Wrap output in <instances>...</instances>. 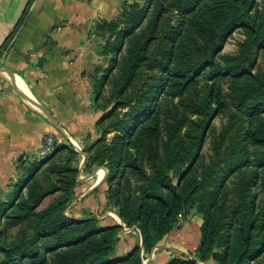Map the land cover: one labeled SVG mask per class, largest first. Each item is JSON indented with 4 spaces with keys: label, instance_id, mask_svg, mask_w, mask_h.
Instances as JSON below:
<instances>
[{
    "label": "rangeland",
    "instance_id": "374dc122",
    "mask_svg": "<svg viewBox=\"0 0 264 264\" xmlns=\"http://www.w3.org/2000/svg\"><path fill=\"white\" fill-rule=\"evenodd\" d=\"M36 1L20 0L21 7L17 21L14 24H12L13 22L9 23L10 20L0 23V60L9 61L10 53L16 52L15 45L20 42V31ZM158 1L155 3L156 0H126L120 5L113 18L99 19L92 25L88 37L92 40L96 64L89 75L93 93L92 107L98 115L93 127L94 137L92 139L88 136L84 137L80 144L81 147L77 144L86 157L83 158L81 152L71 142H66L67 138L59 131L58 134H48L44 137L53 138V147L48 156L53 155L56 147L61 145L68 146L76 153L73 158H70L72 156L65 152L62 159L55 162L65 165L66 168L76 169L77 184L74 187V194L71 196L73 200L65 202L60 209V207H56L57 204L70 196L65 192L51 194L45 198L35 214L24 224L10 229L6 228V222L12 212L8 208L2 210L0 207V264L7 261L5 252L7 249H11V255H15V259L18 258V262H22L23 255L37 247L39 237L50 232L51 225L53 224L54 227L63 217L72 220L96 218L101 229L118 225L115 219L107 216L108 213L119 215L115 204L117 187L116 184L110 186L108 178L112 172L122 173L125 165L131 162L134 157L133 151H128L125 144L129 136V131L127 132L126 128L133 127L130 124L140 119L145 109L150 110L159 102L165 105V111L173 112L174 109L178 111L181 123L173 144L175 150L180 154L188 153L191 145L196 143L199 134L203 132L206 134L201 152L204 157L203 166L212 164L213 170L207 179L204 190L215 189L221 182L229 188L226 219L215 253L223 255L227 249L233 246L234 237L238 232L237 221L241 199L236 186L232 184L235 179L231 176V172L241 166L249 174L255 173L256 168L253 166V161L264 153L263 144H252L249 140L252 133L260 128V119L264 120V109H262L264 107V46L256 45L252 52V57L255 58L252 71L261 83L260 90L240 104L238 92L243 86L238 84L233 73L234 69L236 71L237 68L245 65L241 45L247 39V29H227L221 50L215 58V65L208 70L204 69L205 71L202 69L207 64L205 61L208 58L211 44L215 42L213 37L220 36L225 29L226 19L236 15L237 0H162L164 12L156 40L149 48L147 61L141 66L131 86L124 94V104L115 106L111 97L116 83L120 80L122 62L128 54V42L118 41V33L124 32V25L120 24L116 30H111L108 25L112 21L120 19L122 14L129 10L133 4H138L141 8H148L151 12L156 6L159 9ZM253 1L248 5V11L256 17L257 25L261 26L264 31V0ZM16 2V0H0V8ZM30 2L32 3L29 7ZM10 7L15 9V6L10 5ZM28 7L26 20L17 29V25ZM7 11L9 12V10ZM9 24L13 25L10 30L8 29ZM146 24L137 30V33L143 31ZM101 26L105 29H101ZM38 63L42 64V59ZM215 73L226 75L220 79L218 84L221 86L224 98V107L221 109L211 102ZM174 75L193 76L195 81L183 97L165 99L164 87L167 80ZM206 111L210 113V119L204 131L201 127L207 118ZM169 115L165 113L167 121L171 123ZM257 117L260 119L257 120ZM166 133L164 124L163 141L166 138ZM62 140L65 144H59V141ZM42 160H44V154ZM159 162L162 167L164 158H161ZM144 168L148 180L140 179L137 175L130 177L131 194L134 199L142 197L145 191H151L153 189L150 185L151 182L158 181L154 170L147 165ZM202 169L203 167L200 168V173ZM170 175H174V173ZM55 178L47 175V172L44 171L37 179L39 184L47 188L55 181ZM92 186L93 189L80 198ZM26 199L27 191L24 190V196L20 202ZM87 200L92 201V206L82 205ZM243 201L245 203V200ZM246 202L256 210L264 208V186L260 180L248 189ZM199 207V203L193 204L189 214L180 219L174 230L176 231L179 226H184L192 221H196L201 229L205 217L199 212ZM122 230L123 234L119 236V241L116 244V255H121L123 249L128 247L130 239L133 238L135 244L128 251L138 247L142 264H150L149 256L155 247L149 253H144L140 246L139 231L127 232L123 228ZM256 235L257 241L263 242V252L260 254L262 257L251 264H264V236L260 231ZM166 239L170 240L169 234L157 245H163L166 243ZM184 253V256L174 254L172 259L186 260L188 255L195 257L196 251ZM207 264L219 263L211 258Z\"/></svg>",
    "mask_w": 264,
    "mask_h": 264
},
{
    "label": "trees",
    "instance_id": "16d2710c",
    "mask_svg": "<svg viewBox=\"0 0 264 264\" xmlns=\"http://www.w3.org/2000/svg\"><path fill=\"white\" fill-rule=\"evenodd\" d=\"M152 1V0H151ZM253 0H237V10L234 17H228L224 24L225 29L220 36L213 37L214 43L208 51L206 65L202 67L208 70L215 65V58L219 54L225 40V32L229 28L247 29V39L242 43L243 67L234 69V78L243 88L238 92L240 104L245 99H250L260 90L261 83L253 74L252 68L255 58L252 57L256 45L264 46V31L257 25L256 17L248 11V5ZM32 2L29 3V7ZM157 3V0L156 2ZM150 12L148 8H141L138 4L130 6L120 19L112 21L109 27L116 30L120 24L124 25V32L118 33V41L128 42V54L122 62L120 80L116 83L111 101L115 106L124 104L123 96L131 86L137 72L147 61L151 44L156 40L159 24L164 12L163 1H158ZM28 9L17 25L19 29L26 20ZM145 23V29L137 33ZM101 29L103 26L100 27ZM221 30V31H222ZM201 69V70H202ZM204 70V71H205ZM226 75L214 74L211 102L219 109L224 107L220 79ZM195 77L186 75L171 76L164 87L165 99L183 97L189 87L194 83ZM264 109V107L262 108ZM172 120L169 123L165 117ZM255 115L258 113H254ZM206 120L201 127L204 131L209 123L210 113L206 111ZM107 118V117H105ZM257 120L260 118L257 117ZM180 119L178 111H165V105L159 102L152 109H145L141 118L131 123L126 128L129 136L125 142L128 151H133L134 157L125 165L124 170L118 176V172L109 175V185L116 184V207L118 216L126 228L137 227L143 239V252L149 253L152 248L161 242L168 234L177 228L182 217H186L193 204L199 203V212L204 214V223L200 229L201 240L196 250L195 257L201 263H208L213 258L219 264H251L259 258L263 252V242L256 239L257 232L264 236V208L258 210L251 207L247 200V191L260 180L264 186V153L254 161L255 173H248L239 166L231 172L234 184L241 199V207L238 215V232L233 240V246L226 250L225 254L215 253L220 241L221 230L226 219L227 199L229 188L226 184H219L215 189L204 190L207 179L213 170V165L203 166L204 157L201 152L206 139L203 132L197 136L195 144L191 145L188 153H179L175 150L173 141L179 132ZM261 126L249 137L252 144L264 145V120L260 119ZM166 125V138L163 141L162 129ZM67 152L70 158L75 152L68 146L56 147L53 155L42 161H19V178L15 189L8 201H0L2 210L10 209L12 215L7 218L6 228H15L24 224L35 214L37 208L45 198L57 192L68 193L56 206L62 208L65 202L73 200L74 187L77 184L76 169L66 168L65 165L56 164ZM217 153V148H216ZM164 158L162 167L159 160ZM56 164V165H55ZM147 165L157 174V182H151L153 189L145 191L143 196L134 199L132 197L131 179L137 175L140 179L148 180L144 166ZM200 173V168H202ZM46 171L47 175L55 178L47 188L38 182V177ZM174 173V175H170ZM200 173V174H199ZM175 179V181H174ZM27 191V199L20 202ZM202 192V193H201ZM110 197H112L110 195ZM113 198V197H112ZM245 200V203L244 201ZM46 235L39 237L36 248L23 255L22 262L11 255V249H7V261L4 264H142L140 249L137 247L123 255H116V244L119 236L123 234L122 226H112L106 229L99 228L96 218L86 220L60 219ZM188 255L186 260L172 259L168 264H200Z\"/></svg>",
    "mask_w": 264,
    "mask_h": 264
},
{
    "label": "crops",
    "instance_id": "0c3cea01",
    "mask_svg": "<svg viewBox=\"0 0 264 264\" xmlns=\"http://www.w3.org/2000/svg\"><path fill=\"white\" fill-rule=\"evenodd\" d=\"M16 1L0 8V23L17 21L21 2ZM124 1L37 0L33 5L16 52L10 53L9 61L0 60V201H8L13 194L20 159L41 161L43 139L61 132L58 126L80 147L84 137H94L98 114L92 107L89 74L96 58L88 34L99 19L113 18ZM85 204L92 206V201ZM173 231L172 242L166 239L153 249L150 264H168L174 254L197 250L201 234L196 221ZM130 240L121 255L135 244Z\"/></svg>",
    "mask_w": 264,
    "mask_h": 264
},
{
    "label": "water",
    "instance_id": "95a60500",
    "mask_svg": "<svg viewBox=\"0 0 264 264\" xmlns=\"http://www.w3.org/2000/svg\"><path fill=\"white\" fill-rule=\"evenodd\" d=\"M58 128H59V130L61 131V133L64 135V137H66V138H67V139H68V140L74 145V147L77 148V149L81 152L82 157L85 158V157H86L85 153L82 152V151H81V148H80L77 144H75V143L72 141V139L69 137L68 133H67L62 127L58 126ZM82 197H84V195L81 196L80 198H82ZM80 198H79V199H80ZM79 199H78V200H79ZM78 200H77V201H78ZM74 203H76V201H74ZM74 203H73V204H74ZM107 216H110V217L114 218L115 221L117 222V224L120 225V226H122L123 229H124L125 231H127V232H131V231H135V230L139 231L140 240H141L140 246H141V249L143 248V239H142V235H141L140 230H138V229L135 228V227H134V228H131V229L126 228L125 225L123 224V221L121 220V218H120L118 215H114V214H112V213H108ZM191 258H192V259H195V260H196L198 263H200V264H207V263H201V261H200L199 259H196V258H194V257H192V256H191Z\"/></svg>",
    "mask_w": 264,
    "mask_h": 264
},
{
    "label": "built area",
    "instance_id": "2783aa9c",
    "mask_svg": "<svg viewBox=\"0 0 264 264\" xmlns=\"http://www.w3.org/2000/svg\"><path fill=\"white\" fill-rule=\"evenodd\" d=\"M44 152L42 154L46 155L47 153H50L53 147V138L52 137H47L44 138Z\"/></svg>",
    "mask_w": 264,
    "mask_h": 264
},
{
    "label": "bare ground",
    "instance_id": "6f19581e",
    "mask_svg": "<svg viewBox=\"0 0 264 264\" xmlns=\"http://www.w3.org/2000/svg\"><path fill=\"white\" fill-rule=\"evenodd\" d=\"M103 175V174H102ZM101 176V175H100Z\"/></svg>",
    "mask_w": 264,
    "mask_h": 264
}]
</instances>
